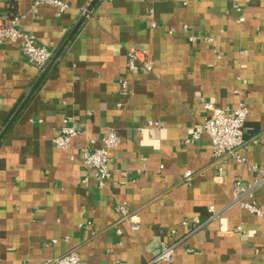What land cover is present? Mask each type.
<instances>
[{
    "label": "crops",
    "instance_id": "0c3cea01",
    "mask_svg": "<svg viewBox=\"0 0 264 264\" xmlns=\"http://www.w3.org/2000/svg\"><path fill=\"white\" fill-rule=\"evenodd\" d=\"M61 1L57 13L0 0V23L20 15L53 49L37 68L0 43V133L13 117L0 137V264H48L69 250L82 264H264V184L246 198L261 216L232 203L236 182L247 190L255 178L250 166L264 169V0ZM130 48L151 71L128 73ZM239 101L244 162L214 158L203 104ZM64 125L79 132L61 150L52 138ZM110 128L120 142L102 184L79 149ZM193 129L200 137L186 142ZM209 205L222 214L189 232L182 220H206ZM172 242V262L152 263Z\"/></svg>",
    "mask_w": 264,
    "mask_h": 264
},
{
    "label": "built area",
    "instance_id": "2783aa9c",
    "mask_svg": "<svg viewBox=\"0 0 264 264\" xmlns=\"http://www.w3.org/2000/svg\"><path fill=\"white\" fill-rule=\"evenodd\" d=\"M39 4H50L57 9V13L63 12L67 7V3L61 0H32V9H36ZM242 20V18H240ZM21 16L13 15L10 17L7 24L0 23V43L8 40L16 43L28 62L34 64L37 68H43L45 64L51 59L53 55V49L46 47L45 45L37 43L35 36L32 33L23 31L20 28ZM203 40L211 42L213 38L211 36H203ZM217 59L220 55H216ZM153 68L152 61L149 60L145 51L130 48L127 51V71L130 74H135L139 70L151 71ZM121 92H125L128 89V81L124 78L121 81ZM203 107L207 111L204 122L200 125V129L207 134L210 138L212 146V155L214 158H220L224 156L232 157L237 162L243 163L244 157L240 154V149L245 147L246 139L244 135V124L248 107L245 101H239L234 108L217 107L211 102H206ZM148 124H153V121H148ZM79 129L73 125L62 126L58 133L52 138V143L55 147L61 150L67 149L72 137L77 135ZM200 132L198 129H193L190 139H198ZM120 142L117 131L110 128L99 139H90L89 142L79 149L81 162L93 169L98 176L100 182L103 184L111 176V170L109 168V151L112 148L118 146ZM250 169L255 172V178L252 181L250 187L246 190L239 182H236L234 186L235 194L232 199L233 204H238L249 213L261 216L263 209L252 199L247 200V197H251L250 193L252 188L264 184V169L257 165H251ZM184 178L188 183L191 171L184 173ZM246 193L242 195L241 193ZM118 210L122 217L128 218L130 211L126 204H119ZM208 217L206 220L194 216L190 220H182L183 225H190L192 232L200 228L206 221L210 219H217L222 211L215 209L213 205H209ZM132 229L137 228V224L131 225ZM220 228H222L220 226ZM237 229H241L238 226ZM120 229L117 233H120ZM174 232V230H172ZM178 242V241H176ZM176 242H172L166 245L154 258L151 260L154 262L171 263L173 260V253ZM191 250V249H188ZM48 264H82L78 253L75 250H69L63 255L55 257Z\"/></svg>",
    "mask_w": 264,
    "mask_h": 264
},
{
    "label": "water",
    "instance_id": "95a60500",
    "mask_svg": "<svg viewBox=\"0 0 264 264\" xmlns=\"http://www.w3.org/2000/svg\"><path fill=\"white\" fill-rule=\"evenodd\" d=\"M94 2H95V0L92 1L90 7L92 6V4H93ZM58 52H59V51H57V53H58ZM57 53H56V55H57ZM56 55H55V56H56ZM38 83H39V79L36 81L35 85H33L31 91H32V90L38 85ZM28 96H29V95H28ZM14 114H16V113H14ZM13 116H14V115H13ZM12 118H13V117H12ZM12 118L6 123L5 127L3 128V130H2L1 133H0V137L2 136L3 132L6 130L7 126H8L9 123L11 122Z\"/></svg>",
    "mask_w": 264,
    "mask_h": 264
}]
</instances>
